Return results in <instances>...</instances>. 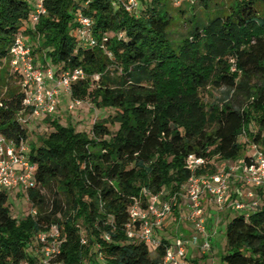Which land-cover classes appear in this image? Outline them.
I'll use <instances>...</instances> for the list:
<instances>
[{
	"label": "trees",
	"instance_id": "1",
	"mask_svg": "<svg viewBox=\"0 0 264 264\" xmlns=\"http://www.w3.org/2000/svg\"><path fill=\"white\" fill-rule=\"evenodd\" d=\"M125 1L43 0L47 13L33 24L37 0H0V133L27 139L29 126L18 118L21 75L10 65L18 36L37 67L55 76L84 71L71 84L72 98L114 110L89 132L61 125L55 115L38 120L51 130L28 154L37 181L28 200L37 214L14 217L0 191V264H37L29 243L52 224L65 237L58 257L64 264H159L168 238L155 231L152 256L146 242L126 232L130 206L146 202L143 189L180 191L192 174L189 154L204 157L202 173L220 161H248L247 143L264 151V0H138L132 11ZM181 4L191 14L179 9L174 22ZM79 13L93 19L97 46L80 44ZM178 24L180 33L173 31ZM8 68L19 85L8 86ZM207 87L223 88L224 96L204 102L200 90ZM225 236V264H264V203L233 215Z\"/></svg>",
	"mask_w": 264,
	"mask_h": 264
},
{
	"label": "built area",
	"instance_id": "2",
	"mask_svg": "<svg viewBox=\"0 0 264 264\" xmlns=\"http://www.w3.org/2000/svg\"><path fill=\"white\" fill-rule=\"evenodd\" d=\"M179 4L183 0H170ZM191 2L194 0H190ZM124 7L127 11L138 7V0H126ZM47 13L43 0H37L30 13L33 24L40 16ZM77 34L80 44L84 47L97 46V40L92 33L93 19L82 13L76 18ZM103 48V46L101 45ZM108 56L110 52H106ZM10 65L21 75V89L24 93V109L18 114L19 120H40L54 115L59 105V93L71 95V84L85 77L82 69L63 71L55 76L52 68L37 67L31 54V48L26 39L18 36L11 48ZM234 69V67H232ZM82 104V100L72 98L68 102V109L72 110ZM26 112L28 116L25 117ZM248 161L240 159L236 162L219 164L212 172L197 173L205 165L204 157L189 154L186 159L187 167L192 174L182 185L180 191L168 194L164 189L156 194L143 189V199L135 200L129 208V221L126 232L130 238H138L154 249L159 245L155 231L163 229L167 216L173 215L181 200L188 211L185 220L193 226V234L188 239L178 238L167 246L159 264H187L188 247L196 246L203 253L211 250L210 234L207 230L206 217L203 213V199L209 196L219 209L227 205L230 183L235 181L240 187L238 194L229 202V206L236 212L248 215L260 204L264 203V151L256 144H250ZM30 147L26 140L16 142L0 133V191L22 188L27 195L30 189L37 187L36 165L29 159ZM144 203V204H143ZM37 214V209L31 207L28 213ZM174 222H180V217L172 216ZM37 236V237H36ZM36 240L41 246L36 258L37 264H64L58 261L61 245L65 240L57 224H52L46 231H39ZM34 237V238H35ZM108 239V236H106ZM81 243H86L84 236ZM100 259H102L100 257ZM20 264H28L21 262Z\"/></svg>",
	"mask_w": 264,
	"mask_h": 264
},
{
	"label": "rangeland",
	"instance_id": "3",
	"mask_svg": "<svg viewBox=\"0 0 264 264\" xmlns=\"http://www.w3.org/2000/svg\"><path fill=\"white\" fill-rule=\"evenodd\" d=\"M179 9H186V14H191V9L186 4H181L177 8L173 10V21L178 22L180 19L177 11ZM174 32H181L183 31L182 24H178L175 29H173ZM6 78L7 82L9 83V87L13 85H19V78L17 75H15L11 68L7 69ZM94 85H92V88ZM6 90L5 86H3L0 82V96L4 94V91ZM200 95L204 102L211 103L213 101H217L218 99L222 98L224 96L223 88H213V87H207L205 89L200 90ZM66 97V100L65 98ZM70 100V96L64 92L59 93V107L56 109L54 115L57 116L56 120L61 125H72L75 130L79 131H86L89 132L91 130L92 124L96 120H100L103 118H106L108 116H112L114 114V110L112 108H99L97 107L91 100V97H87L83 100L82 104L72 110L68 109V102ZM53 116V115H52ZM38 120H34L32 122H27L29 128L27 131V139L26 143L29 145L32 144L33 141H37V137L41 135H47L48 132L51 130V127L49 126H39L37 124ZM117 128V125H113L111 129L115 130ZM247 139L246 136H240L241 141H245ZM250 143H247L244 154H248L250 151ZM242 153V154H243ZM242 156V155H241ZM220 162H217L215 166H218ZM8 195L7 204L10 207L11 214L16 218H21L25 215H27L30 212L31 209V203L27 199L26 193L23 191L22 188L18 187L16 189H8L6 190ZM44 194L50 195V189L45 188ZM236 211H224L220 213L222 222L219 223L216 226L217 222V216L215 215H206L208 221H207V230L209 232L213 231L214 226L218 227V232L216 235L210 240L211 245L214 248V252L212 254V247L211 250L206 252L207 255L203 256V252L198 249V251L195 252L194 256L188 257L187 261L188 263L192 264V259L196 260L197 264H225L222 256L226 253V236H225V226L226 223L229 222V220L233 217V215L237 214ZM171 216V215H169ZM177 216V215H176ZM178 217V216H177ZM213 223V226H212ZM166 230H170L171 233H174L175 224H173V220H170L168 216L165 219V226ZM37 233L35 234V236ZM37 237V236H36ZM35 238H32L29 245L32 250V255H36L39 252L40 245L38 241ZM173 238L171 239V242L173 243ZM150 246V245H149ZM151 252H153V247L150 246ZM154 256V253L151 254Z\"/></svg>",
	"mask_w": 264,
	"mask_h": 264
},
{
	"label": "crops",
	"instance_id": "4",
	"mask_svg": "<svg viewBox=\"0 0 264 264\" xmlns=\"http://www.w3.org/2000/svg\"><path fill=\"white\" fill-rule=\"evenodd\" d=\"M65 100H66V97H64ZM239 161V160H238ZM233 161L231 160H227V161H220L219 164H224V163H231ZM239 190H241V187L235 182V181H231L230 183V190H229V196H228V199H227V205L224 206L223 208L219 209V207L216 206V204L210 199V197L207 195L204 197L203 199V213L205 215V217H207L206 215H215L217 216V222H216V226L221 223L222 225V222L220 221L221 219V215L220 213L224 212V211H233V209L228 205L230 200H232V198L235 197L236 194H238ZM188 211V208L186 206V204L184 203L183 200L180 201L178 207L175 209L173 215L171 214V216H168V218H170V220H173L172 219V216H179L180 217V222L176 223L173 221V224H175V228H174V233H171L170 230H166V228H164L165 226V221H164V226H163V229H161L159 231L160 234H162L163 236H165L166 238H168L171 242V239L173 238V243L176 241V239L178 238V235L182 237V239H188L194 232L193 230V226L187 222L185 220V215ZM207 221L208 219L206 218V224H207ZM212 226H213V223H212ZM214 226L213 228V231L212 232H209L210 234V240L216 235V233L218 232V227ZM212 247V254L214 252V248L213 246L211 245ZM198 251V248L196 246H189L188 247V254L187 256L189 257H192L194 256L195 252ZM154 253V251H153ZM203 256H206L207 253H203L202 254ZM195 259H192V261H194ZM188 262V261H187ZM193 263V262H192Z\"/></svg>",
	"mask_w": 264,
	"mask_h": 264
}]
</instances>
